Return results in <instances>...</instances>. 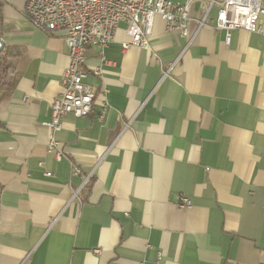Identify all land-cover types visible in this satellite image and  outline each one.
Returning <instances> with one entry per match:
<instances>
[{
    "label": "crops",
    "instance_id": "0c3cea01",
    "mask_svg": "<svg viewBox=\"0 0 264 264\" xmlns=\"http://www.w3.org/2000/svg\"><path fill=\"white\" fill-rule=\"evenodd\" d=\"M0 39L22 51L0 102V264H264L263 35L202 28L185 48L156 18L150 50H123L120 25L83 66L91 113L54 133L62 35L0 0Z\"/></svg>",
    "mask_w": 264,
    "mask_h": 264
},
{
    "label": "built area",
    "instance_id": "2783aa9c",
    "mask_svg": "<svg viewBox=\"0 0 264 264\" xmlns=\"http://www.w3.org/2000/svg\"><path fill=\"white\" fill-rule=\"evenodd\" d=\"M24 15L34 29L47 34L60 33L64 40L68 67L61 78L62 92L51 104V121L46 127L56 132L61 120L72 115L89 116L95 93L85 83L83 66L92 48L100 54L114 40L120 25L125 26L129 40L122 49L136 47L150 50V37L154 20L160 19L168 33H175L186 40L187 48L200 29L210 28L224 33V42L230 43L234 31L243 30L264 36V0H187L176 3L169 0H23ZM199 7L196 29L189 33L192 7ZM216 10L213 23L211 11ZM184 48V49H185ZM184 49L181 51L183 53ZM104 110L97 116L103 118ZM53 138L47 142L49 152L58 149ZM75 176L80 170L72 169ZM46 176L50 174L46 173ZM190 201L179 196L177 208H190ZM161 256L158 255V259Z\"/></svg>",
    "mask_w": 264,
    "mask_h": 264
},
{
    "label": "trees",
    "instance_id": "16d2710c",
    "mask_svg": "<svg viewBox=\"0 0 264 264\" xmlns=\"http://www.w3.org/2000/svg\"><path fill=\"white\" fill-rule=\"evenodd\" d=\"M17 48L10 46H2L0 49V102L6 100L17 82V76L10 74L13 68L12 59L21 54Z\"/></svg>",
    "mask_w": 264,
    "mask_h": 264
},
{
    "label": "water",
    "instance_id": "95a60500",
    "mask_svg": "<svg viewBox=\"0 0 264 264\" xmlns=\"http://www.w3.org/2000/svg\"><path fill=\"white\" fill-rule=\"evenodd\" d=\"M2 48V43H1V39H0V49Z\"/></svg>",
    "mask_w": 264,
    "mask_h": 264
}]
</instances>
